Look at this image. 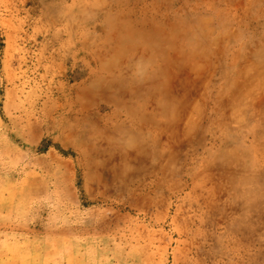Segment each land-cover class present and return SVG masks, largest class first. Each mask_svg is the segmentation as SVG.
<instances>
[{
    "label": "rangeland",
    "instance_id": "obj_1",
    "mask_svg": "<svg viewBox=\"0 0 264 264\" xmlns=\"http://www.w3.org/2000/svg\"><path fill=\"white\" fill-rule=\"evenodd\" d=\"M0 264H264V0H0Z\"/></svg>",
    "mask_w": 264,
    "mask_h": 264
}]
</instances>
